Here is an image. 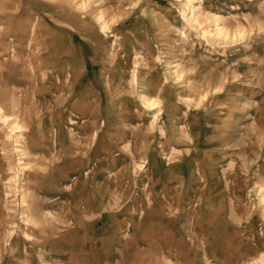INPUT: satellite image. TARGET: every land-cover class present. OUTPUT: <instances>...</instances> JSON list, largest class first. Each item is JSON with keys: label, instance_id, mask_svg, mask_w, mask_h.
Returning a JSON list of instances; mask_svg holds the SVG:
<instances>
[{"label": "rangeland", "instance_id": "rangeland-1", "mask_svg": "<svg viewBox=\"0 0 264 264\" xmlns=\"http://www.w3.org/2000/svg\"><path fill=\"white\" fill-rule=\"evenodd\" d=\"M0 264H264V0H0Z\"/></svg>", "mask_w": 264, "mask_h": 264}]
</instances>
